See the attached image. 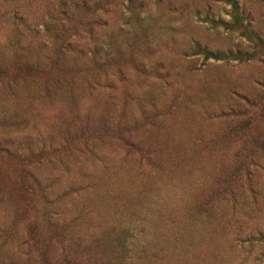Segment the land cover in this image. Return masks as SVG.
<instances>
[{
	"label": "rangeland",
	"instance_id": "1",
	"mask_svg": "<svg viewBox=\"0 0 264 264\" xmlns=\"http://www.w3.org/2000/svg\"><path fill=\"white\" fill-rule=\"evenodd\" d=\"M237 1L252 26H264V0ZM14 12L23 17L18 23ZM82 19H98L93 35ZM219 19L230 20L225 0H0V264H19L28 253L26 233L37 228L54 258L65 251L92 264H264V105L261 114L252 108L251 128L239 124L238 133L231 131L243 118L219 114L233 90L263 93L264 58L240 63L194 53L196 43L212 50L247 46L239 32L213 23ZM17 28L26 49L14 42ZM64 30L70 41L113 50V67L61 76L49 70L44 51ZM89 62L83 56L79 65ZM24 63L42 69L24 77ZM154 63L162 65L160 76L135 68ZM119 70L127 76L119 78ZM15 79L12 93L6 82ZM90 80L102 85L91 88ZM149 94L156 99L148 101ZM125 119L132 120V147L103 136L86 154L77 137L69 153L60 152L65 134L88 128L85 135L95 138L100 126ZM26 140L46 149L23 158ZM250 148L260 149L254 157L261 167L252 166L256 194L237 185L243 202L235 206L219 189L239 180L222 181L248 163ZM47 199L56 205L47 207ZM51 211L60 216L59 237ZM237 214L241 224L234 223ZM126 231L133 245L121 252L113 240Z\"/></svg>",
	"mask_w": 264,
	"mask_h": 264
},
{
	"label": "trees",
	"instance_id": "2",
	"mask_svg": "<svg viewBox=\"0 0 264 264\" xmlns=\"http://www.w3.org/2000/svg\"><path fill=\"white\" fill-rule=\"evenodd\" d=\"M230 5V20L225 21L223 19L219 20H213V23L216 26H222L226 30H229L231 32H239V34L245 38L246 42H248L246 47H239L236 49H227V50H212L209 47L201 46L199 43L195 44L194 47V53L203 55L205 60L208 59H214V60H224L227 62H230L232 60H236L240 63L247 62L251 60H256L259 58H264V26H252V21L249 18L248 14H246L243 10H241L240 5L237 0H225ZM130 3H134V0H130ZM59 6L66 4H62V2L58 3ZM72 5L68 6V9ZM68 9H61V12L63 15V18L66 20L74 18L71 17V13H69ZM133 12H137V8L133 7ZM86 17V16H85ZM11 18V17H10ZM12 18L17 22V20L21 21L23 17H20L18 13L14 12L12 15ZM77 20V19H76ZM80 21V20H78ZM85 22V30L86 33L91 36L93 35V32L91 31V25L96 24L98 22V19H90L88 22L84 21L82 19L80 21V24L83 26V23ZM53 24V23H52ZM44 29H46L47 34H49L51 37H54V32L51 28V25L48 23H43ZM35 31H32V34ZM22 31L17 28L15 32V44L19 48L26 49L25 45L22 42V39L20 40V34ZM65 34V35H64ZM70 33L66 32L64 30L61 33H58L57 36L53 39L51 42V46L49 51H44L43 59L48 67L49 70H55L57 73H60V76L64 74L67 70L69 71H83V72H90V71H97L98 73L101 72L103 69H108L113 67V62L111 59H113V50L110 51L108 47H105L102 44L98 43H83L80 44L70 41ZM14 50L19 51L16 48H13ZM15 51V52H17ZM22 51V50H21ZM112 52V53H111ZM68 56V57H67ZM83 56H87L91 59V63L89 62L88 65L81 66L79 65V60L82 59ZM67 57V59H65ZM118 63L119 59H115ZM162 65L160 64H151L150 66H144V65H135V68H137L143 75L149 76H160L162 72L160 69ZM19 67V66H18ZM1 68V66H0ZM118 64L116 65V69H118ZM21 71L20 73L25 77L31 72H40L42 69V64L38 65V63H24L23 67H19ZM2 74V71H0ZM120 74L118 77L122 79V76L126 75V73H122L121 70L118 71ZM117 73V74H118ZM127 76V75H126ZM53 79V77H52ZM57 81V80H56ZM91 80L89 81V86L91 88H98V86L102 85L101 81H95L93 80L90 84ZM263 85L264 89V81H259ZM46 89H49V86H51V83L46 82ZM8 84V87L12 90V93L15 90H17L19 87L17 86L16 79L9 82H6ZM0 85L5 86L4 80H2L0 75ZM108 88H114L113 85L108 84ZM8 89V88H7ZM9 90V89H8ZM233 101L239 102L241 100L244 104L248 106V108L244 111L240 109L239 107H235L233 104V101L231 100L227 107L219 111V114L221 116H227V117H233L237 119L239 115L243 118L240 122L235 125L234 129L231 131V133L239 132L238 126L239 124L241 126L248 127V129L251 128V117L255 115V112L250 113L251 111H254L252 108L257 106L258 107V113H262L263 105H264V91L263 93L258 97H250L247 96V94L242 93V91L233 90ZM114 96V95H113ZM148 101L155 100L156 98L149 94L148 96H145ZM5 120V119H4ZM131 119H125L122 120V123H115L112 121V124H105L99 127L97 132L95 133V138H91L90 136H86L85 133L88 130V128H84L81 131L77 132L75 131L72 134H65L61 144H60V152L61 153H69L71 151V144L76 140V138H80L82 140L81 144V151L86 154H94L93 152V141H96L99 138H104L106 136H111L117 139V141L121 143H125L127 148L132 147L131 144V136L133 133V126H132V120ZM83 126H86L84 124ZM84 130V132H83ZM241 132H245V129H243ZM90 135V134H89ZM104 136V137H103ZM46 149V146H43L42 144L34 145L33 142H28L27 140L23 142L22 144V152L20 155L23 158H35V156H38L40 152L44 151ZM257 148H250V155L248 159V163L246 160L240 163V166H236L232 172L225 175L222 179L223 183H229L231 180H234L238 178L239 180H236V183L231 186L228 184L227 187H221L219 189L220 192L226 193L230 196L231 200L233 201L234 205L241 204L243 202V197L241 196V190L237 187V185H241L242 189H247L250 194L255 195L256 194V188H255V179H254V172L256 171V168L254 167H261L260 162L258 163L255 159V155L258 153L260 149ZM5 151L8 150V148L4 149ZM22 157L18 159L19 164H21L22 169L24 168V164L22 162ZM53 162L51 159H47L45 162ZM33 162V161H31ZM37 162V161H36ZM44 163V160H41L40 163L37 164V168L40 164ZM250 163V164H249ZM244 171V176L241 175V172ZM30 175V173H29ZM40 175V174H39ZM243 176V177H241ZM36 180H38V176L35 177ZM37 185H40L38 182H36ZM48 198L47 195L44 194V198ZM47 207H52L56 205V200L47 199ZM54 213V216L51 218L52 224L55 225L56 229L53 232V237H59L62 235V231H58V223L60 220V216L57 211H51ZM51 216V215H50ZM62 222V221H61ZM236 222V223H235ZM243 222V218L240 214H237L234 218L235 224H241ZM63 223V222H62ZM38 233H41L40 228H37V230H28L26 233V238L24 245L27 246L28 253H26V256L22 258V260L19 262V264H92V261L82 262L77 260L76 258L72 257L69 253L67 254L65 251L63 253L59 254L58 256L51 257V254L49 253V247L50 243H46L44 247L43 241H41L40 237L37 235ZM124 233V232H123ZM132 232L126 231L124 237H116L115 240V246L120 247L121 252L130 251L132 248L133 243L131 242ZM264 233H260L259 236H263ZM25 246V247H26ZM122 249L124 251H122ZM0 251H1V245H0ZM92 255L95 254L94 250H89ZM14 264V263H12Z\"/></svg>",
	"mask_w": 264,
	"mask_h": 264
}]
</instances>
